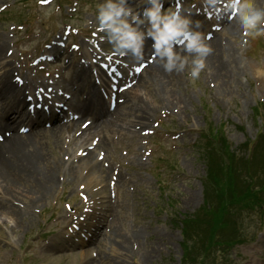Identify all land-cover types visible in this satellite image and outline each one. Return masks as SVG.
<instances>
[{"label":"rangeland","instance_id":"obj_1","mask_svg":"<svg viewBox=\"0 0 264 264\" xmlns=\"http://www.w3.org/2000/svg\"><path fill=\"white\" fill-rule=\"evenodd\" d=\"M258 1L261 0H243L242 3L258 7ZM42 2L45 0H0V11L4 8L0 12V35L6 38L3 51H8L6 58L13 61L11 67L17 66L16 77L22 79L26 76L23 72H32L30 62L42 54L46 44L63 33L64 26L70 24L80 29L79 36L73 38L75 44L94 31L93 27L97 28L98 24L96 6L103 0H79L76 5L73 0H53L46 6ZM192 3H196L192 13L203 8L201 0H190ZM234 24L235 32L223 30V41L231 47V56L238 65L247 68L239 69L236 82L230 81L231 67L225 63L228 57L225 53L218 55L229 79L227 92L220 90L221 78L216 82L220 73L213 78L206 57L205 69L193 81L189 71L194 54L180 50V55H189V63L178 72L180 79H176L174 85L177 92L173 91L186 98L184 111L159 106L155 112H150V118L141 129L134 128L138 139L129 133L115 134L108 128L87 134V139L79 143L80 149L78 144L70 142L73 133L58 134L56 139L46 134L47 137H41L38 142L48 166L61 158L66 165L73 160L70 164L76 170L68 175L55 169L51 184L34 176L33 164L17 159L18 164H26L22 173L28 178L24 179V175L13 177L21 180V190L29 198L9 200L0 194V202L18 213L12 216L15 225L7 226V230L6 221L0 220V264H106L113 260L123 264H183L188 257L185 249L193 247L198 239L186 242L182 222L178 219L191 215L195 218L206 194L211 193L205 192L206 155L218 151L212 154L216 158L211 165L215 166L223 157L220 154L222 142L228 153L245 154L249 158L256 147L251 156L255 159H247L244 166L264 175V137L260 139L264 134V75H256L258 68L264 69V32L255 37L245 34L239 24V14ZM257 27L264 29V25ZM94 34L103 49L113 50L105 32L98 29ZM9 40L12 49L9 44L7 47ZM67 50L68 47L57 64L61 68L52 67L58 69L55 71L58 81L68 82L77 64V59L66 53ZM80 52L78 56L82 58L85 53ZM30 53L33 58L25 66L15 63ZM126 65V70H130L134 62L126 61ZM28 75L31 78V74ZM145 76L144 72L138 82L143 87L136 86L134 90L137 95L145 98L148 94L152 98L154 87L152 84L146 86ZM155 78L152 83L158 81V77ZM122 98L119 107L125 112L129 99L125 95ZM125 119L127 124L131 118ZM78 125L77 129H81ZM33 150L24 147L22 153ZM80 157L94 166L78 167L76 158ZM11 177L9 173L8 178ZM85 210L88 212L83 218ZM75 221L78 230L72 228ZM237 224L242 235L237 237L241 242H234L238 245L228 252L216 247L213 257L203 260L198 256L195 264L202 260L203 264H264V214L249 209L242 213ZM114 231L127 237L133 234L128 244L131 254L120 256L121 251L110 248L108 238L113 237ZM92 235L98 238L88 243ZM219 241L217 238L216 242ZM224 258L228 262L223 263Z\"/></svg>","mask_w":264,"mask_h":264},{"label":"bare ground","instance_id":"obj_2","mask_svg":"<svg viewBox=\"0 0 264 264\" xmlns=\"http://www.w3.org/2000/svg\"><path fill=\"white\" fill-rule=\"evenodd\" d=\"M257 5L259 8L264 9V1H258ZM226 30L232 33L235 32V24L233 21H229L226 23ZM223 33H217L214 35L212 40L206 42L211 46L213 51L206 57L208 66L212 69V76L215 78L220 73V77L217 81L221 78L222 86L220 90L222 92H227L229 90L228 80H233V82L237 81V76L239 74V69L247 68L246 65L244 67H240L238 62L231 56V47L229 45H225L223 41ZM6 43V39L4 36L0 35V77L3 75L1 71L3 69H8L11 65L5 61L3 47ZM224 45V46H223ZM57 51V49H55ZM174 51H180L178 48H174ZM221 54H226L228 57V61L225 62L227 66L231 67L230 69V78L227 80L226 73L222 68V63L219 62L218 57ZM219 55V56H218ZM233 55V54H232ZM131 53L127 54V57L130 58ZM150 57L153 56L154 60L152 64H149L145 70L147 83L146 86L152 84L154 87V96L150 98L148 94L146 97H142L141 95H137L136 86L143 87L142 85H138L139 79L136 81L135 85L132 86L128 91L126 90L123 94L125 97L129 99V106L126 109L127 111H123L120 109V104H117L115 109L111 111L109 108L105 109L103 101H100V94L101 89L96 86H91L87 82L83 81L82 79L78 80L79 85L82 84L84 87L85 85L88 87L86 96H82V100L77 98V104L73 105L72 103L69 105V110L72 111V114L77 115L76 120H72L69 123L59 124L55 126L53 129L49 131L43 128L37 129H30V132L26 135H22L18 131V124H20V117L17 114H21L22 112L18 113V111L24 110L25 101L22 98L21 88L16 85V83H12L6 80V77H1L0 81V133L2 141L0 142V194L9 200H13V197H21L23 200L29 198L26 193H24L21 189L23 185L21 184V180H17V178L13 177V175H18L19 178L24 175V179L28 178L27 175L23 174V166L26 164H18L17 159L20 158L19 162H25L27 164H33V172L34 176L37 179L44 180L45 183L51 184L52 181V174L55 172V169H58L60 172L62 171L64 174H71L73 175L76 170L73 167V160L66 165L65 162L61 158L55 159L56 161L48 166L46 161V155L43 154V150L41 147V143L38 141L41 137L46 136L49 134L50 137L57 138V135H61L64 133H68L71 135L73 133V138L70 142L73 145L78 144L80 142H84L87 138V134H93L102 131L103 129H111L114 130L115 134L121 133H129L132 134L134 139H138L136 130L141 129L143 125H145L146 121L151 116V111L155 112L159 106H162L164 109H169L170 107H174L176 110H183L185 109V100L186 98L183 94L178 95L174 93V85L175 80L180 79V73H178L175 69L171 72H166L163 68V60L158 56H155L154 49L152 48V41L150 38H146L143 46V53L142 57ZM9 70V69H8ZM7 70V71H8ZM223 74V75H222ZM155 77H158V81L156 83H152ZM78 78V73H74L72 77V81H76ZM142 80V79H141ZM30 82V80H26ZM154 82V81H153ZM169 88V91L167 89ZM130 92V90H132ZM81 91V92H80ZM80 95L84 92L81 88ZM105 91V90H104ZM176 91V90H175ZM76 92V89L72 91V94ZM130 92V93H129ZM148 91H146L147 93ZM177 92V91H176ZM152 93V92H151ZM79 95V96H80ZM123 95V96H124ZM17 112V114H16ZM129 114V115H128ZM130 117L128 123H125V118ZM68 118V116H66ZM79 118V119H78ZM84 118V119H82ZM133 118V119H132ZM87 120L90 121L87 122ZM58 123L60 120L57 121ZM78 122L80 123L81 129H77ZM32 124H34L32 122ZM36 124V123H35ZM39 123L37 124V126ZM78 125V126H79ZM48 132V133H47ZM74 133L77 135L75 136ZM68 139H70L68 137ZM57 145L58 141H55ZM69 145V144H68ZM34 148L33 151H29V153H22L23 148ZM81 148V145L78 147ZM78 149V150H79ZM65 151H69L66 149ZM75 154V153H74ZM88 154V153H87ZM86 154V155H87ZM88 157V156H87ZM15 163V164H14ZM76 163L78 167L80 166H91L93 167L94 164L91 162H85L84 158H76ZM17 164V165H16ZM11 173V179L8 178V174ZM59 174V173H58ZM22 191V192H21ZM11 197V198H10ZM32 198V197H30ZM8 212L11 216H16L18 213L14 208H10L0 202V213ZM113 237L108 242L111 249L115 251H121L124 253H118L120 256H126L127 254H131L129 251V240L130 237L127 235H121L119 232L114 231ZM136 236V235H135ZM119 258V257H118ZM89 260L88 262H90ZM92 262V261H91ZM106 264H123L122 262H108Z\"/></svg>","mask_w":264,"mask_h":264},{"label":"clouds","instance_id":"obj_3","mask_svg":"<svg viewBox=\"0 0 264 264\" xmlns=\"http://www.w3.org/2000/svg\"><path fill=\"white\" fill-rule=\"evenodd\" d=\"M201 3L203 7L220 11L219 0H201ZM163 5L164 0H142V6L136 10L129 0H103L96 6L97 27L105 32L115 53L123 56L130 52L136 60L142 59L145 39L151 38L154 54L163 60L166 72L174 69L181 72L189 63V55L182 56L174 51V48L182 45L184 52L194 54L189 71L194 81L205 69V57L213 49L198 30L201 22L192 19L194 4L183 8V13L179 0L174 6L170 4L164 8ZM227 7L234 13L239 10V24L245 34L255 37L264 32V29L257 27L258 24L264 25V9L247 2L238 3V0H229ZM256 75H264V69L258 68ZM0 220L6 221V230L7 226L15 225V218L6 213H0Z\"/></svg>","mask_w":264,"mask_h":264},{"label":"trees","instance_id":"obj_4","mask_svg":"<svg viewBox=\"0 0 264 264\" xmlns=\"http://www.w3.org/2000/svg\"><path fill=\"white\" fill-rule=\"evenodd\" d=\"M262 137L264 134L260 139H263ZM220 145L222 146L220 154L223 157L218 159L215 166L211 165L215 157L212 154H217L218 151L214 149L215 151L206 155L205 192H211L212 197L210 199V194H206L203 206L196 213L195 218L191 215L182 221L184 240L187 242L198 239L193 247L191 246L189 250L185 249L188 257L184 258L183 264H195L197 262L195 258L197 259L198 256L208 260L213 257L216 247L220 246V249L224 248L227 252L233 247L234 242H241V239L237 238L242 236L237 224L238 218L249 209L261 207L259 202L264 196V175L244 166L247 159H255L251 157L255 153L250 158L245 154L236 156L227 152L224 142ZM213 148L212 146L210 151ZM255 149L256 147L253 150ZM195 227L197 229L193 230ZM217 238L220 239L219 242H216ZM203 260L198 264H203ZM226 262L228 260L224 258L223 263Z\"/></svg>","mask_w":264,"mask_h":264},{"label":"snow or ice","instance_id":"obj_5","mask_svg":"<svg viewBox=\"0 0 264 264\" xmlns=\"http://www.w3.org/2000/svg\"><path fill=\"white\" fill-rule=\"evenodd\" d=\"M74 47H75V45H74Z\"/></svg>","mask_w":264,"mask_h":264}]
</instances>
